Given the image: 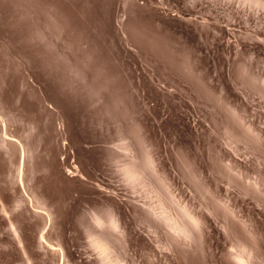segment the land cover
Returning a JSON list of instances; mask_svg holds the SVG:
<instances>
[{
    "label": "rangeland",
    "instance_id": "obj_1",
    "mask_svg": "<svg viewBox=\"0 0 264 264\" xmlns=\"http://www.w3.org/2000/svg\"><path fill=\"white\" fill-rule=\"evenodd\" d=\"M0 264H264V0H0Z\"/></svg>",
    "mask_w": 264,
    "mask_h": 264
},
{
    "label": "bare ground",
    "instance_id": "obj_2",
    "mask_svg": "<svg viewBox=\"0 0 264 264\" xmlns=\"http://www.w3.org/2000/svg\"><path fill=\"white\" fill-rule=\"evenodd\" d=\"M241 261H242V260H240V263H242Z\"/></svg>",
    "mask_w": 264,
    "mask_h": 264
}]
</instances>
